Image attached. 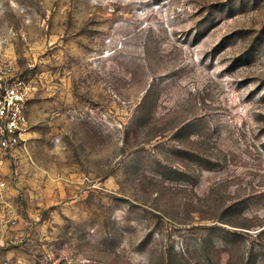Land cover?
<instances>
[{
  "label": "rangeland",
  "instance_id": "1",
  "mask_svg": "<svg viewBox=\"0 0 264 264\" xmlns=\"http://www.w3.org/2000/svg\"><path fill=\"white\" fill-rule=\"evenodd\" d=\"M4 58L0 264H264V0H0Z\"/></svg>",
  "mask_w": 264,
  "mask_h": 264
},
{
  "label": "built area",
  "instance_id": "2",
  "mask_svg": "<svg viewBox=\"0 0 264 264\" xmlns=\"http://www.w3.org/2000/svg\"><path fill=\"white\" fill-rule=\"evenodd\" d=\"M32 87L29 80L15 71L10 60H0V193L5 187L3 167L7 159L26 142L29 130L26 108Z\"/></svg>",
  "mask_w": 264,
  "mask_h": 264
}]
</instances>
